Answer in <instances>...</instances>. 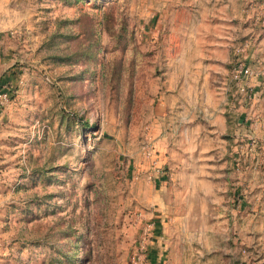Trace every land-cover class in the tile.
Wrapping results in <instances>:
<instances>
[{
    "label": "rangeland",
    "instance_id": "rangeland-1",
    "mask_svg": "<svg viewBox=\"0 0 264 264\" xmlns=\"http://www.w3.org/2000/svg\"><path fill=\"white\" fill-rule=\"evenodd\" d=\"M196 1L9 2L13 11L1 17L11 43L6 69L21 81H0L9 93L0 116V264H139L131 257L140 243L143 264H264V238L229 240V257L216 232L208 257L191 254L196 242L183 225L160 224L157 238L156 210L145 202L147 165L169 174L143 153L147 91L165 90L166 47L176 54L190 33L179 26L172 36L156 13L182 17ZM224 3L249 33H264V0ZM247 35L236 44H248ZM232 57L231 49L228 71ZM248 67L263 84L264 55Z\"/></svg>",
    "mask_w": 264,
    "mask_h": 264
},
{
    "label": "crops",
    "instance_id": "crops-1",
    "mask_svg": "<svg viewBox=\"0 0 264 264\" xmlns=\"http://www.w3.org/2000/svg\"><path fill=\"white\" fill-rule=\"evenodd\" d=\"M11 1L0 0V81L15 85L21 78L6 69L11 43L5 33L8 25L1 19L13 11ZM216 2L197 0L182 17L175 9L156 13L159 17L164 13L158 27L164 23L172 36L179 26H190V33L176 54H170L167 45L159 77L165 90L172 89L147 91L142 118L147 144L169 173H155L148 165V171L144 169L145 176L152 177L145 202L156 210L151 219L154 235L162 233L160 224L183 225L184 233L196 242L191 252L195 257L211 255L214 232L221 241L227 240L222 252L228 257L233 251L229 240L264 238V82L253 74L248 83L254 91L235 94L226 69L232 46L246 34V61L256 67L264 55V33L256 29L249 33L238 19L241 14H230L225 0H220L219 8ZM250 136L259 143L256 162L244 149ZM214 225L239 230L230 234Z\"/></svg>",
    "mask_w": 264,
    "mask_h": 264
},
{
    "label": "built area",
    "instance_id": "built-area-1",
    "mask_svg": "<svg viewBox=\"0 0 264 264\" xmlns=\"http://www.w3.org/2000/svg\"><path fill=\"white\" fill-rule=\"evenodd\" d=\"M247 48H248V44L245 41L242 43L239 42L237 44L235 43L232 48L233 57L228 72L230 76L229 78L235 86L234 93L236 94L252 93V91H248V87H250L248 83V79L250 78V76H252V70L249 69L248 63H246V61L244 60V55H243L245 49ZM8 103H9L8 90L6 88H2L0 89V108H4L8 106ZM143 148H144L143 153L149 160L155 162V160L157 159L158 161V158L157 157L155 158L154 156V150L152 149V146L150 144L146 143L145 145H143ZM244 149H246V151L251 154V158L253 159L254 162L258 160L259 143L255 137L250 136L246 140ZM235 161L237 162L235 166L236 168H238V164H239L238 162H240V159L237 158ZM159 172L162 175H166L165 170H163V168H161ZM138 247L140 253L136 254L135 257L134 255H132L131 262L136 263V260L139 259V264H143L146 255L143 252V245L141 243L138 245Z\"/></svg>",
    "mask_w": 264,
    "mask_h": 264
}]
</instances>
